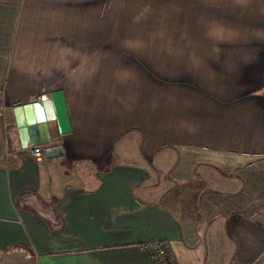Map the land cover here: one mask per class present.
Instances as JSON below:
<instances>
[{"label":"crops","instance_id":"1","mask_svg":"<svg viewBox=\"0 0 264 264\" xmlns=\"http://www.w3.org/2000/svg\"><path fill=\"white\" fill-rule=\"evenodd\" d=\"M58 90L71 130L36 159L13 109ZM151 240L264 264V0H0V264H151Z\"/></svg>","mask_w":264,"mask_h":264},{"label":"water","instance_id":"2","mask_svg":"<svg viewBox=\"0 0 264 264\" xmlns=\"http://www.w3.org/2000/svg\"><path fill=\"white\" fill-rule=\"evenodd\" d=\"M16 131L22 149L46 148L48 159L61 157V137L70 133L64 93L54 91L49 98L13 109Z\"/></svg>","mask_w":264,"mask_h":264},{"label":"rangeland","instance_id":"3","mask_svg":"<svg viewBox=\"0 0 264 264\" xmlns=\"http://www.w3.org/2000/svg\"><path fill=\"white\" fill-rule=\"evenodd\" d=\"M183 11L187 12V11H190L189 8H184ZM186 16H181V20H185ZM188 19V18H187ZM177 24L173 25V27H175ZM39 27H44V25H38ZM165 29L170 27V25H164ZM192 29L194 28V25H191L190 26ZM188 24H178L177 28L174 29V31H170V32H167L165 30V33L163 35H189V31H187L188 28H190ZM191 35V34H190ZM193 35V33H192ZM66 35H56V38H54V51L59 49H62V50H66V49H63L64 46H68L67 49H69V53H72V54H78L80 52V49L75 47L74 45H71L73 43H76V42H79V35H68L67 39L65 38ZM121 38H125V35H116V38H114V35H101V47L104 48V49H109L110 47H116V44H124V43H127V42H132V41H127L125 40L124 38L123 39H120ZM77 38V39H75ZM191 42H196V41H191ZM125 45V44H124ZM124 45H121V46H124ZM66 46V47H67ZM80 46V45H79ZM81 47V46H80ZM201 46H197V49L200 48ZM165 48V47H164ZM148 51L149 52H157V49H158V46H157V41L155 39H149V46L147 47ZM160 49V52L163 51V47L162 45H160L159 47ZM165 50L167 51V47L165 48ZM64 53V51H63ZM105 58H107L106 56H102L101 57V65L99 66V68L101 69V74H102V86L101 88H99L100 92H101V95L102 96H109L110 95V89H109V84H110V73L108 72V66H104L105 64V61H103ZM196 59L199 60V57H197ZM197 63V62H196ZM142 67V70H140L139 72L145 74L143 72V70H146V67L144 65L141 66ZM98 68V69H99ZM106 69V70H105ZM103 70L107 71V72H103ZM147 73L151 74L152 72H149V71H146ZM146 73V74H147ZM134 75V73H133ZM135 76V75H134ZM105 77V78H104ZM9 113L10 112H4L3 114V123L4 125H7L9 124L8 121H9Z\"/></svg>","mask_w":264,"mask_h":264},{"label":"built area","instance_id":"4","mask_svg":"<svg viewBox=\"0 0 264 264\" xmlns=\"http://www.w3.org/2000/svg\"><path fill=\"white\" fill-rule=\"evenodd\" d=\"M28 152L36 159H39L45 152L46 148L35 147L28 149ZM141 249L147 251L150 255L151 264H176L169 255L168 246L161 241L151 240L144 242L141 245Z\"/></svg>","mask_w":264,"mask_h":264}]
</instances>
